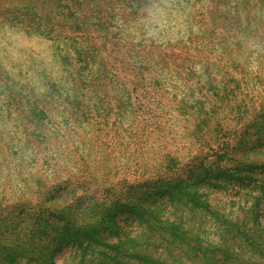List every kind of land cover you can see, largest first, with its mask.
<instances>
[{"label": "rangeland", "instance_id": "rangeland-1", "mask_svg": "<svg viewBox=\"0 0 264 264\" xmlns=\"http://www.w3.org/2000/svg\"><path fill=\"white\" fill-rule=\"evenodd\" d=\"M0 264H264V0H0Z\"/></svg>", "mask_w": 264, "mask_h": 264}]
</instances>
